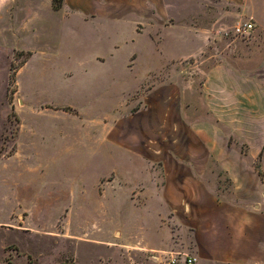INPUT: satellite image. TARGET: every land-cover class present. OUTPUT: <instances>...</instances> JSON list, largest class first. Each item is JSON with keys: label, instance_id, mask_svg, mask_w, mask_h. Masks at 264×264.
I'll use <instances>...</instances> for the list:
<instances>
[{"label": "crops", "instance_id": "obj_1", "mask_svg": "<svg viewBox=\"0 0 264 264\" xmlns=\"http://www.w3.org/2000/svg\"><path fill=\"white\" fill-rule=\"evenodd\" d=\"M24 1L0 0V23L9 25L27 4L38 11L25 22L38 46L23 50L29 56L17 86L31 67L41 72L40 82L38 94L17 88L21 105L34 112L19 115L15 149L0 157L20 177L2 179L0 187L11 196L33 190L19 180L40 144L55 157L43 172L66 167L71 183L72 169L81 168L86 181L39 191L69 199L78 191L123 196L145 208L133 246L122 239L123 225L114 231L142 264H187L173 262L181 254L194 264H264V210L246 203L263 183L254 155L248 160L238 148L247 144L252 155L264 147V0H62L59 8L54 0ZM243 22L255 25L249 38L225 35ZM61 33L69 46L81 40L85 47L59 48ZM191 58L199 69L213 61L198 82L174 68ZM110 102L118 104L103 105ZM40 120L58 128L38 130ZM231 138L238 144L231 147ZM223 174L232 182L229 192L220 189ZM72 213L61 214L63 229L53 234L74 244L72 257L82 264L81 244L112 243L108 232L90 238L72 228ZM27 219L3 224L28 229Z\"/></svg>", "mask_w": 264, "mask_h": 264}, {"label": "rangeland", "instance_id": "obj_2", "mask_svg": "<svg viewBox=\"0 0 264 264\" xmlns=\"http://www.w3.org/2000/svg\"><path fill=\"white\" fill-rule=\"evenodd\" d=\"M28 1V0H27ZM24 1V2H27ZM31 4L34 6H41L45 0H31ZM38 12V11H36ZM32 5H28L22 10L19 9V13L13 15L14 19L11 20L9 25L0 23V139L2 141V148L0 149V157L13 153L15 149L16 135L19 132V115L22 118H27L28 115L34 112L31 106L21 105L20 98L16 96L19 91L24 93L38 94L40 71L37 67L26 69L24 73H20L17 86V74L23 63L28 58V53L25 49L38 46L36 38L38 34L32 32V28L28 26L27 19L33 13H36ZM245 23V22H243ZM238 25V24H237ZM237 25L228 26V31H231ZM255 29V25H254ZM253 33V32H252ZM252 35V34H251ZM232 37L233 35H229ZM235 37V36H234ZM238 38V37H236ZM62 49H70L73 47L84 48L82 41L77 40L72 46H69L64 38L63 33L54 42ZM203 62V60H202ZM200 61L197 58L187 59L183 65H179L177 69L184 68L180 75H184L189 80H195L198 82L202 76L203 66L213 63H204L202 69H199ZM12 66L16 69V82L11 85ZM177 76V73H173ZM118 102H110L109 104H103L105 107L111 109L116 106ZM77 106V104H73ZM86 108L88 105H79ZM36 112L38 106H35ZM38 130H54V123L48 124L43 120L38 121ZM58 128V126L56 125ZM184 129V128H183ZM185 140V137L183 138ZM182 137L179 138V143ZM237 145V141L234 138L230 139V146ZM39 145V151L31 152L32 158L28 161L25 169L24 176L19 181H23L25 186L29 184V187L33 189L31 192L23 193L22 196H11L8 194L4 187H0V264H77L75 258L72 257L71 252L75 251L74 244L71 247L70 241H58L53 232L58 229H63V222H59L61 214L70 209L73 211L72 221L73 227L80 232H86L90 238H101L103 234H109V238L112 244L107 245L105 243L87 242L80 245L79 255L82 264H96V257L103 256L106 260H102L99 264H142L139 256L135 255L134 248H124L120 246V235L114 234V231L122 230V239L130 240L127 243H135L142 234L140 229V216L141 209L123 196L116 198L110 197H94L90 194L77 195L73 199L66 198L65 195L54 193L50 190L38 189L53 188L55 184L57 188L64 189L65 187H80L81 183L86 181L83 170L81 168L72 169V179L65 176V173L69 171L66 167L59 168L57 166H51L48 170L43 172L40 167L51 161L54 162L55 157L52 158L50 153H44ZM243 155L250 157L255 165V171L257 172L259 179L263 183V186L258 187L254 185V200L247 201V205L253 211L264 210V147L262 150L251 155L250 148L247 144H238ZM56 155V154H55ZM84 155V154H79ZM67 154H63L65 158ZM75 161V158H72ZM60 162H67L66 159ZM58 162V163H60ZM57 163V162H56ZM15 164H11L10 167L1 163L0 164V182L4 179V182L15 181L20 175L19 172H15L13 168ZM70 172V171H69ZM78 175L77 181L74 176ZM232 182L223 174L220 189L223 192H229L232 188ZM244 203V202H238ZM28 218L26 225L28 229H19L12 225H5L3 223L20 224V218ZM59 222V223H58ZM58 223V224H57ZM22 224V223H21ZM30 232V233H29ZM118 242V243H117ZM90 243V244H88ZM114 244V245H113ZM107 246L110 248H107ZM133 246V244H131ZM170 257V255H169ZM108 258V259H107ZM179 260L182 257H178Z\"/></svg>", "mask_w": 264, "mask_h": 264}, {"label": "built area", "instance_id": "obj_3", "mask_svg": "<svg viewBox=\"0 0 264 264\" xmlns=\"http://www.w3.org/2000/svg\"><path fill=\"white\" fill-rule=\"evenodd\" d=\"M254 30V24L251 22L240 23L234 27L231 31H226L225 35H233L238 38L247 39L251 36ZM179 257H182L187 264H194L197 262L196 258H191L187 254H181ZM179 261V258H175L173 262Z\"/></svg>", "mask_w": 264, "mask_h": 264}, {"label": "trees", "instance_id": "obj_4", "mask_svg": "<svg viewBox=\"0 0 264 264\" xmlns=\"http://www.w3.org/2000/svg\"><path fill=\"white\" fill-rule=\"evenodd\" d=\"M62 0H54V6L55 8H59L61 5ZM29 56V54H28ZM11 71L13 72L11 75V85H14L16 82V69L12 66Z\"/></svg>", "mask_w": 264, "mask_h": 264}]
</instances>
